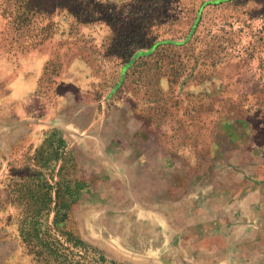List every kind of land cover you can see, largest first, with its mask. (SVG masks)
I'll use <instances>...</instances> for the list:
<instances>
[{"label": "rangeland", "instance_id": "rangeland-1", "mask_svg": "<svg viewBox=\"0 0 264 264\" xmlns=\"http://www.w3.org/2000/svg\"><path fill=\"white\" fill-rule=\"evenodd\" d=\"M223 257L264 264V0H0V264Z\"/></svg>", "mask_w": 264, "mask_h": 264}, {"label": "crops", "instance_id": "crops-1", "mask_svg": "<svg viewBox=\"0 0 264 264\" xmlns=\"http://www.w3.org/2000/svg\"><path fill=\"white\" fill-rule=\"evenodd\" d=\"M70 84V83H69ZM68 84V88H70V85ZM80 84V81H79ZM77 84V86L75 87V89H68V93H78L80 90V85ZM230 261V259L228 257H223L222 258V264H227Z\"/></svg>", "mask_w": 264, "mask_h": 264}, {"label": "trees", "instance_id": "trees-1", "mask_svg": "<svg viewBox=\"0 0 264 264\" xmlns=\"http://www.w3.org/2000/svg\"><path fill=\"white\" fill-rule=\"evenodd\" d=\"M15 1H17L18 4H19V3H21L23 0H15ZM20 8H21V7H20ZM20 8H17V9H20ZM17 12H19V11H17ZM18 18H19V20L22 18L21 15H20V12H19ZM154 55H155V54H152V55H150L149 57L152 58Z\"/></svg>", "mask_w": 264, "mask_h": 264}]
</instances>
